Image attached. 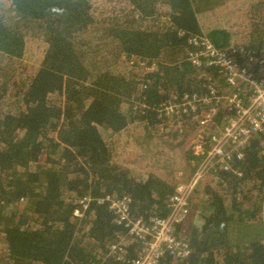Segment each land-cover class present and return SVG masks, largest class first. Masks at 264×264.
I'll return each mask as SVG.
<instances>
[{
  "label": "trees",
  "instance_id": "obj_1",
  "mask_svg": "<svg viewBox=\"0 0 264 264\" xmlns=\"http://www.w3.org/2000/svg\"><path fill=\"white\" fill-rule=\"evenodd\" d=\"M92 1L100 0H0L1 59H23L27 40H36L40 52L32 65L17 63L0 75V264H131L138 244L125 240L123 251L110 255L126 229L98 200L128 196L131 217L165 216L168 196L185 191L203 160L195 154L197 141L184 152L178 132L160 133L157 119L160 104L199 94L207 82L186 60L189 38L264 51L262 0L248 5L251 21L259 20L243 32L200 20L226 0H118V11L110 6L98 16ZM130 59L144 66L122 69ZM211 81L223 86L217 76ZM129 131L148 139L161 134L159 143L169 146L165 161L145 176L117 161L120 138ZM206 144L203 152L207 138ZM262 150L264 134L232 160L241 177L220 172L194 185L184 234L190 255L159 264H264ZM160 151L151 150L155 159ZM84 197L88 210L75 217Z\"/></svg>",
  "mask_w": 264,
  "mask_h": 264
},
{
  "label": "built area",
  "instance_id": "obj_2",
  "mask_svg": "<svg viewBox=\"0 0 264 264\" xmlns=\"http://www.w3.org/2000/svg\"><path fill=\"white\" fill-rule=\"evenodd\" d=\"M190 44L193 47L189 54L191 64L219 68L230 92L220 94L215 87L206 97L183 94L161 105L158 113V118L163 121L161 131L173 128L181 132L180 124L185 122L198 127L200 134L195 154L203 155L185 191L168 196L165 216L131 217V199L128 196L114 199L107 195L98 200L101 205L108 204L116 223L126 229V236L110 247V255L123 251L125 240L138 244L131 264H159L166 256L174 261L188 258L190 247L180 236V226L189 216V199L194 185L211 169L210 173L214 175L218 171L233 172L232 160L242 159L249 142L264 134V54L244 48L219 49L205 37H194ZM219 112L220 121L216 123L215 116ZM208 123L211 127L205 130ZM206 138L209 146L203 152L202 147L207 146ZM261 154L264 156V150ZM237 175L241 176V173ZM89 200V197H84L79 202L73 212L75 217H82L88 210Z\"/></svg>",
  "mask_w": 264,
  "mask_h": 264
},
{
  "label": "rangeland",
  "instance_id": "obj_3",
  "mask_svg": "<svg viewBox=\"0 0 264 264\" xmlns=\"http://www.w3.org/2000/svg\"><path fill=\"white\" fill-rule=\"evenodd\" d=\"M110 1L111 0H100L97 3L92 1L93 5H95L94 7H96L94 16H98L99 14L103 13L105 10L109 9L110 6H111L110 9L118 11L119 9L116 8V4H115V1H118V0H112L111 2ZM106 3H107V6H106ZM251 3H254V0H226L224 4L222 3L223 5H221L219 8L203 13L204 15L201 16L200 20L203 21V25L204 23H208V22L209 23L211 22L213 24L219 23V25L221 24L223 25L224 23V25H227L228 27H231V28L238 29L239 27V29L243 32L246 26L250 25L253 22H257V20H259L257 19V20L251 21L250 19L251 17H253V15L249 14L247 7ZM120 5H123V4L120 3ZM98 7H100L101 11H99ZM122 13L124 14V12ZM223 13L225 14L224 18H223ZM38 46L39 44H36V40H33L31 42L27 40L26 53H25L24 58L19 61L13 62V63H10L8 59H4V58L1 59L0 57V75L9 73V71L11 72L14 66L15 65L17 66V63H19L20 65H24V66L32 65L34 63L33 60H35V58L36 60L39 58L40 52L36 50ZM262 53L264 54V51H262ZM115 59H117V57L113 54V56L110 59H108L107 62L109 64L110 63L112 64ZM180 126L182 125L180 124ZM210 127H211V123H208L207 126L205 127V130H208ZM131 130L133 131L134 128L131 127ZM159 132L162 133L161 129ZM199 134H200V129L196 126L190 125V127H187L186 132H184L183 134H180L181 137L178 136V139H179V140L177 139V141H179L178 147L179 148L182 147V150L185 152L188 147L194 145L193 142L197 141V139L199 138ZM145 135L146 133H141L139 135L134 136L133 134H130V131L126 132L121 136L120 138L121 146L119 145L117 149V152H118L117 161L119 165L125 168L140 171V173L142 172L144 176H145L146 171L148 173V172L156 170L155 169L156 161L158 163H162L165 161L166 157H164V154H165V151H167V148L169 147L167 145V142L162 143V145L159 143L158 139L161 138V134L160 135L156 134L154 135V137L150 136V139L145 137ZM183 136H187V137L183 138ZM112 141H115V139H112ZM139 144L145 147L148 146V149L146 151H148L150 154L144 155V152L146 151H140ZM155 147L157 149H163V151H160L161 153H163V155H161V157L157 159H155L156 154L151 152V150L155 149ZM171 155H173V153H171ZM171 155H167V156L170 157ZM149 161L154 163L153 169H150L148 166L145 165V164L149 165L148 164ZM181 163L184 164L185 162L181 161ZM211 170H209L205 174L204 180H207V179L211 180V173H210ZM171 173L174 174V171L171 170ZM179 173L181 172H178L177 176H180ZM183 185H184V181L182 182V186ZM198 195H199V200H200L201 194L198 193ZM79 202L80 200H78V203ZM201 203L204 204V202L200 200V204ZM194 205L195 203L191 201L190 206H189V216L194 210ZM197 214H198V211H197ZM188 221L189 219L186 220V223L180 229V236L184 239H185L184 234H186V231L188 230V227H189ZM255 227H256V224H252L251 231ZM241 232L242 231L238 233H241Z\"/></svg>",
  "mask_w": 264,
  "mask_h": 264
},
{
  "label": "water",
  "instance_id": "obj_4",
  "mask_svg": "<svg viewBox=\"0 0 264 264\" xmlns=\"http://www.w3.org/2000/svg\"><path fill=\"white\" fill-rule=\"evenodd\" d=\"M231 29H235V28H231ZM236 30V29H235ZM194 37H197V38H199V39H204V36L203 37H199V36H193V35H191V37L189 38V41H188V43H189V45L192 47V45L190 44V40L192 39V38H194ZM206 38V37H205ZM208 39V38H207ZM209 40V39H208ZM211 43H212V41L211 40H209ZM213 44V43H212ZM214 45V44H213ZM215 46V45H214ZM216 47V46H215ZM232 47H234V48H244V49H250V48H245V47H237V46H228L227 48H220V49H229V48H232ZM217 48V47H216ZM251 50H254V49H251ZM193 51V47H192V50L190 51V53ZM189 53V54H190ZM189 54L186 56V60H187V62L194 68V69H196L198 72H200V73H202V74H206L207 75V78H206V80H207V82H205V83H203L202 84V91L199 93V94H197L196 93V95H202V96H204V97H206V94L208 93V92H210V90H212V89H214L218 84H215V83H213L212 81H211V78L212 77H214V76H217L218 78H219V81H221L222 79H223V72L222 71H220V69L219 68H217L216 66H209V67H204V66H201V67H195V66H193L192 64H191V62H190V60H189ZM122 59H124L125 58V55H123L122 57H121ZM140 62H138V61H136V60H133V59H130L128 62H126V63H122V65H121V68L122 69H125V70H131L132 68H133V66L135 65V64H139ZM139 66H144V63H142V65H140L139 64ZM152 69H154L155 68V66L153 65L152 67H151ZM143 76H141V77H137L136 79L138 80V82L139 83H142V80H143V78H142ZM223 81V80H222ZM218 90H219V93L220 94H228L229 92H230V90L228 89V87L225 85V83H224V81H223V86H218V87H216ZM139 89H140V91H142V88H141V85H139ZM202 96H200V97H202ZM173 97H175V96H173ZM173 97H171L170 99H168L167 101H169V100H173ZM134 99V97L132 96L130 99H129V102L133 105L132 106V108L134 109V110H136L137 109V106H138V104H139V101H134L133 100ZM167 101H165V102H163V103H166ZM162 103V104H163ZM162 104H160V106H159V108H158V110H157V119H159L160 120V124H162L163 123V121L160 119V118H158V113H159V109H160V107H161V105ZM154 115H155V113H153ZM220 117H221V114H220V112L215 116V122L216 123H219V121H220ZM181 127H182V131L181 132H178V135H180V134H183L184 132H185V130H184V126H186V127H190V125H189V123H187V122H185L184 124L183 123H181ZM161 127V126H160ZM181 136V135H180ZM179 136V137H180ZM254 139V138H253ZM248 146V145H247ZM246 149V148H245ZM243 156H244V151H243ZM231 166V168H232V165H230ZM232 170H233V172H226V171H218V172H216V173H220V172H225V173H234L236 176H238L237 175V173L239 172V171H237V170H234L233 168H232ZM215 173V174H216ZM194 174H195V172L193 173V175H192V178H193V176H194ZM214 175V174H213ZM205 176V175H204ZM238 177H241V176H238ZM192 178H191V180H192ZM215 178H219V177H215ZM214 178V180H217V179H215ZM201 181H203V176L201 177V179L198 181V182H201ZM198 182L196 183V184H198ZM189 184V183H188ZM193 188H195V187H193ZM199 196V195H198ZM182 226V225H181ZM180 226V227H181Z\"/></svg>",
  "mask_w": 264,
  "mask_h": 264
}]
</instances>
